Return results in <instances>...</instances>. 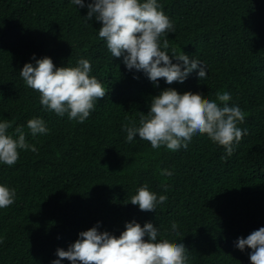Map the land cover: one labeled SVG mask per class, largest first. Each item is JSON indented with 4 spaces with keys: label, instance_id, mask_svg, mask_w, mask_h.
<instances>
[{
    "label": "trees",
    "instance_id": "16d2710c",
    "mask_svg": "<svg viewBox=\"0 0 264 264\" xmlns=\"http://www.w3.org/2000/svg\"><path fill=\"white\" fill-rule=\"evenodd\" d=\"M90 2L80 8L71 0H0V122L13 123L9 133L22 127L38 149L19 150L13 166L0 162V185L16 191L15 202L0 209V264H52L80 232L95 226L118 237L132 220L151 222L158 240L183 243L187 264H251L252 250L235 245L264 227V0H157L175 28L163 37L169 55L183 51L207 71L205 79L197 68L171 85L163 78L154 84L112 57L98 37L101 22L86 18ZM45 56L57 67L89 60V75L107 90L83 123L46 110L20 76L25 63ZM166 88L209 100L218 91L231 95L229 106L247 114L238 124L247 134L231 156L206 134L178 151L152 149L138 134L126 142L123 126H138ZM36 117L47 134L32 136L27 121ZM145 184L167 196L154 211L130 202Z\"/></svg>",
    "mask_w": 264,
    "mask_h": 264
},
{
    "label": "clouds",
    "instance_id": "9594fccd",
    "mask_svg": "<svg viewBox=\"0 0 264 264\" xmlns=\"http://www.w3.org/2000/svg\"><path fill=\"white\" fill-rule=\"evenodd\" d=\"M85 7L84 0H71ZM86 18L101 22L98 37L106 42L113 58H123L129 70L145 73L150 81L157 84L163 78L167 84L183 83L193 70L199 68L198 77L205 79L207 71L198 60L173 48L169 55V41L165 34L174 33L173 21L163 11L157 0H91L87 5ZM175 58L176 63H173ZM92 66L89 60L81 58L77 66L57 67L50 57L36 60L35 65L25 63L19 71L25 84L40 94V104L58 116L67 114L69 120L83 123L95 109L99 99L107 90L95 77L90 76ZM216 100L220 101L218 104ZM216 100H209L200 93L186 91L179 93L175 88H166L151 98L150 110L140 115L139 124L130 120L125 124L126 142L134 137L150 142L152 149L166 147L171 151L187 148L196 134L204 135L214 143L223 146L228 156L247 134L241 129L247 115L239 106H229L228 92L216 93ZM125 117V120H128ZM13 123L0 122V162L13 166L19 159V150L38 149L26 142L22 127L13 133ZM27 128L33 137L47 134L49 129L43 119L36 117L27 121ZM15 137V138H14ZM160 175L172 176L167 169H160ZM167 190V185H164ZM16 191L0 185V209L15 202ZM167 200L150 191L148 185L140 187L130 202L141 211H154L158 204ZM172 233L179 236L178 225L173 222ZM161 233L151 222L141 226L135 220L126 222L125 230L117 237L107 231L99 232L91 227L79 233V238L68 250L57 249L52 264L68 259L71 264H187V249L183 243L167 238L158 240ZM147 237V240L145 239ZM241 251L251 249V264H264V227L253 231L246 238H238L235 245Z\"/></svg>",
    "mask_w": 264,
    "mask_h": 264
}]
</instances>
